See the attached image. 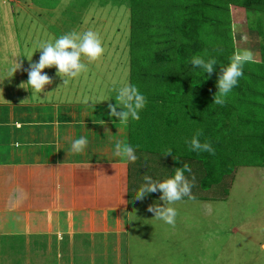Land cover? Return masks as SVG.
Masks as SVG:
<instances>
[{
  "label": "crops",
  "instance_id": "crops-1",
  "mask_svg": "<svg viewBox=\"0 0 264 264\" xmlns=\"http://www.w3.org/2000/svg\"><path fill=\"white\" fill-rule=\"evenodd\" d=\"M9 2L24 10L0 1V77L21 64L0 83V264H143L138 248L151 225L141 209L163 202L157 193L136 200L148 173L112 154L116 141L131 145L128 121L56 74L40 94L23 85L39 57L29 61L33 50L24 54L23 35L10 30ZM80 136L89 144L76 154Z\"/></svg>",
  "mask_w": 264,
  "mask_h": 264
},
{
  "label": "rangeland",
  "instance_id": "rangeland-1",
  "mask_svg": "<svg viewBox=\"0 0 264 264\" xmlns=\"http://www.w3.org/2000/svg\"><path fill=\"white\" fill-rule=\"evenodd\" d=\"M19 3L25 11L20 12L15 2L6 6L8 14L10 12V30L23 35L24 45L20 47L24 54L26 48H31V58H36V54L39 57V45L54 42L62 34L73 31L82 34L87 30L99 34L105 49L103 55L91 62L82 57L88 71L81 74L84 77L69 79L66 89L83 90L80 98L114 103L116 89L129 83L130 10L125 3L115 0H20ZM2 8L0 4L1 11ZM259 14L258 10L230 4L228 11L222 10L219 14L207 11L204 16L208 23L220 20V29L230 38L227 42L229 50L235 55L250 53L251 61L259 62V31L264 30V17ZM258 18L261 19L259 23ZM203 32L206 36L213 35L210 26ZM44 72L52 76L56 69L46 68ZM65 99L70 101V98ZM233 105L238 107L237 99ZM193 125L185 126L180 145L164 146L168 133L159 139L153 137L152 140L150 134L139 138L142 140L137 143L139 155L145 157L147 164L151 163L149 168L158 171L172 159L188 161L186 142L192 138ZM132 139L137 140L135 129ZM227 147L230 158H234L232 175L224 177L205 193L191 189L193 198L175 202L172 206L178 215L174 226L153 218L148 208L141 209L147 218L146 225H151L145 231L146 243L142 242V247L138 248L143 251V264H264V248L261 247L264 246V168L259 165L256 155L250 156L251 150L244 149L239 143L231 142ZM168 149L172 153L162 155ZM139 161L137 157L136 162L141 164ZM155 174L153 170L154 177ZM148 204L144 202L143 206L148 207ZM141 232L143 235V230ZM138 250L140 257L142 254Z\"/></svg>",
  "mask_w": 264,
  "mask_h": 264
},
{
  "label": "trees",
  "instance_id": "trees-1",
  "mask_svg": "<svg viewBox=\"0 0 264 264\" xmlns=\"http://www.w3.org/2000/svg\"><path fill=\"white\" fill-rule=\"evenodd\" d=\"M115 1L125 3L130 10L129 83L137 85L147 97L140 119L128 120L131 146L143 165L135 162L141 169L138 171L148 173L154 180H163L170 177L175 168L187 163L191 173L185 172L186 178L192 181L195 177L192 189L205 193L224 177L232 175L234 158H230L227 149L231 142L251 150L250 156L256 155L264 168V30L259 31V62L245 63L244 76L229 97L232 101L219 106L213 103L216 80L221 67L235 54L227 48L230 38L220 29V20L208 23L204 16L207 11L218 14L228 11L233 4L258 10L259 17H264V0ZM207 26L212 27V37L204 35ZM193 55L215 58L214 71L202 74L193 69L190 64ZM235 99L238 107L233 105ZM192 123V137L201 131L200 141H211L214 154H197L190 151L188 145V161L172 159L159 171L149 168L151 163L147 164L145 157L139 155L137 143L142 142L139 138L150 134L152 140L153 137L159 139L168 133L164 146L180 145L185 126ZM133 129L138 141L132 139ZM153 170L157 173L155 177ZM185 199L189 198L182 200Z\"/></svg>",
  "mask_w": 264,
  "mask_h": 264
},
{
  "label": "clouds",
  "instance_id": "clouds-1",
  "mask_svg": "<svg viewBox=\"0 0 264 264\" xmlns=\"http://www.w3.org/2000/svg\"><path fill=\"white\" fill-rule=\"evenodd\" d=\"M40 55L38 61L29 64L25 69L27 85L31 91L40 94L44 87L52 83L51 78L43 70L55 67L56 75L63 79V84L68 82L67 78H76L82 73L88 71V67L82 62V57L89 62L99 59L105 49L102 45L99 34L93 30L84 31L82 34L75 31L60 35L54 39V42H45L39 45ZM33 55V54H32ZM32 55L27 58L31 61ZM251 61V54H236L226 66L221 67V72L216 80L217 91L213 95V103L219 106L225 105L233 89L238 86L239 81L244 76V65ZM190 64L193 69H198L202 74H211L214 66L217 65L215 58L204 55H193L190 58ZM21 68V64L14 63V67L8 70L6 77H0V83L13 76L14 72ZM115 105L109 104L108 111L110 116L124 121H137L140 119V113L146 106L147 97L140 91L137 85L133 83H123L116 89ZM107 101V100H102ZM101 102V101H100ZM119 109V111H117ZM201 131L187 141L189 150L197 154L207 152L214 154L215 149L209 140L203 143L200 141ZM89 144L86 136H80L71 143V152L84 153ZM171 149L166 150L164 154H171ZM114 157L122 159L125 163H135L137 161L136 150L133 146L121 141H116L112 148ZM178 159V158H177ZM185 172L191 173V168L187 163L182 167L174 169V173L163 180H154L151 176L143 177V183L136 189L134 198L141 200L151 193H159L160 203H155L148 207V211L153 213V218L162 221L167 225L174 226L178 215L177 209L172 205L181 201L185 197L193 198L191 189L194 186L195 177L190 181L185 176ZM264 248V246H261Z\"/></svg>",
  "mask_w": 264,
  "mask_h": 264
}]
</instances>
